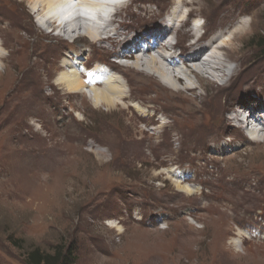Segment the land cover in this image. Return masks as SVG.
I'll list each match as a JSON object with an SVG mask.
<instances>
[{
  "label": "rangeland",
  "instance_id": "374dc122",
  "mask_svg": "<svg viewBox=\"0 0 264 264\" xmlns=\"http://www.w3.org/2000/svg\"><path fill=\"white\" fill-rule=\"evenodd\" d=\"M169 2L135 0L127 21L134 27L147 15L131 13L158 11ZM202 6L208 22L225 6L253 15L236 53H248L242 79L252 78L253 85L242 87L241 79L234 99L245 98L251 113L258 103L255 112L264 113V0H205ZM167 12L129 35L164 27ZM39 18L28 1L0 0V35L9 56L0 83V264H24L34 247L51 252L71 242L77 264H264V135L250 143L248 130L234 124L237 133L201 146L219 124L211 110L223 90L208 85L206 92L191 75L196 90L179 83L178 92H168L130 70L132 101L153 112L150 107H158L159 122L97 108L46 78L63 69L57 67L65 52L83 49L86 56L88 43L43 30ZM193 21L190 16L188 29ZM92 52L83 60L87 70L117 59L103 48ZM199 105L205 111L198 128L190 112ZM164 123L173 127L160 135ZM177 180L197 194L181 191ZM15 239H22L20 247Z\"/></svg>",
  "mask_w": 264,
  "mask_h": 264
},
{
  "label": "bare ground",
  "instance_id": "6f19581e",
  "mask_svg": "<svg viewBox=\"0 0 264 264\" xmlns=\"http://www.w3.org/2000/svg\"><path fill=\"white\" fill-rule=\"evenodd\" d=\"M24 1L33 5V11L39 15V26L43 30L48 31L55 28L59 31L58 34L64 36L66 40L79 38L80 41L88 43L83 45L84 47L91 49L86 56H83L85 52L83 49L75 53L65 52L62 54L61 66L57 67L63 69L54 77H46L48 81H54L62 86L68 94L72 96L83 94V97L91 100L97 108L106 107L109 112L132 111V115L136 116L140 122L146 121L144 117H148L147 120L157 123L159 122L156 119L157 115L163 113L158 107L151 106L153 112L146 110L143 104L132 101V93L128 89L130 80L126 77L128 72L131 70L143 80L153 82L168 92H178L179 83L184 84V89L196 90L198 85L188 82L190 76L193 75L200 84V88L206 92L210 90L208 85L214 89L223 90L219 97H216L217 107H213V111L210 109L212 114L220 116L219 124L215 122V125L211 127V133L208 132L202 140V147L207 145L208 141L220 138L222 134L233 131L237 133L234 127L231 128L234 124L248 130L247 132L252 136L249 138L250 143H258L259 136L257 135H264V113L255 112L260 104H255V108L251 107L254 109L251 113L246 109L245 98L234 99L236 89L247 72L244 69L248 53H243L239 57L236 53L241 52L242 49L239 41L248 37V30L253 27L254 17L253 15L248 16L249 10L225 6L217 12V21L208 22L209 17L206 16L205 8L202 6L205 0H170L158 11L145 8L131 13L134 17L140 14L147 15L143 18V22L168 11L166 13L167 23H164V27L157 25L150 30L142 31L137 36H131L129 34L132 29L142 23L132 27V22L127 21L128 12L133 10L135 0L124 1L122 5L117 3V0ZM194 4H198L199 7H194ZM116 7L115 17L107 20L109 8L115 9ZM75 14H78L77 17ZM124 16L125 19H120ZM190 16L194 17L192 29L187 28ZM202 19H205L203 25L200 22ZM97 48L108 50L117 59L87 70L85 68L87 63L83 60L88 55L92 56V51ZM6 51L5 41L0 35V83L6 79L3 76V72L7 71L9 60ZM155 52L157 54H154ZM125 59H130L132 62L126 63ZM181 67L183 68L180 69ZM243 71L246 72L243 73ZM256 76L262 77V74L258 73ZM252 81V78L242 79V87L251 85ZM199 96L202 97L201 94ZM81 108L84 110L83 106ZM245 110L249 112L248 117ZM204 111L205 106L199 105L190 112L192 117L190 121L194 127H202L199 118L200 113ZM222 112L229 114L222 117ZM243 113H245L244 116ZM169 127L172 128L173 125L164 123L157 133L165 134ZM70 129L78 131L75 127H70ZM176 186L190 196L198 192L192 186L183 185L180 181L176 182ZM195 206L199 209L219 207L213 204H196Z\"/></svg>",
  "mask_w": 264,
  "mask_h": 264
},
{
  "label": "trees",
  "instance_id": "16d2710c",
  "mask_svg": "<svg viewBox=\"0 0 264 264\" xmlns=\"http://www.w3.org/2000/svg\"><path fill=\"white\" fill-rule=\"evenodd\" d=\"M22 239H15V245L20 247ZM78 252L75 242L68 245L57 244L53 251H45L34 247L24 256V264H77Z\"/></svg>",
  "mask_w": 264,
  "mask_h": 264
},
{
  "label": "clouds",
  "instance_id": "9594fccd",
  "mask_svg": "<svg viewBox=\"0 0 264 264\" xmlns=\"http://www.w3.org/2000/svg\"><path fill=\"white\" fill-rule=\"evenodd\" d=\"M117 12V11H116ZM115 16V15H114Z\"/></svg>",
  "mask_w": 264,
  "mask_h": 264
}]
</instances>
